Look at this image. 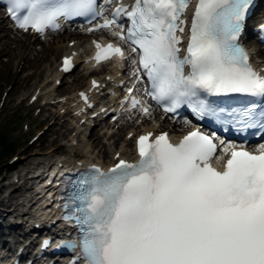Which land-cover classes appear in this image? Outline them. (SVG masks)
I'll return each instance as SVG.
<instances>
[{
    "label": "snow or ice",
    "instance_id": "snow-or-ice-1",
    "mask_svg": "<svg viewBox=\"0 0 264 264\" xmlns=\"http://www.w3.org/2000/svg\"><path fill=\"white\" fill-rule=\"evenodd\" d=\"M190 3L134 0L97 27L123 28L117 21L127 17V32L114 35L133 45L137 73L165 112L187 105L201 120L264 131V108L226 102L264 98V75L238 42L253 0H198L181 56L178 33ZM8 11L18 27L39 33L59 28L60 18L100 15L96 0H11ZM96 48L97 62L126 58L112 43ZM70 64L66 58L65 71ZM140 104L131 97L133 108ZM140 111L150 114L143 105ZM218 141L199 129L175 143L167 132H148L136 139L138 160L116 153L107 171L93 165L84 173L69 196L72 215L64 218L80 227L85 264H264V143L249 151Z\"/></svg>",
    "mask_w": 264,
    "mask_h": 264
},
{
    "label": "bare ground",
    "instance_id": "bare-ground-1",
    "mask_svg": "<svg viewBox=\"0 0 264 264\" xmlns=\"http://www.w3.org/2000/svg\"><path fill=\"white\" fill-rule=\"evenodd\" d=\"M5 23V17L0 14V57L2 55L7 56V62L1 63L0 62V68L8 67V71L5 74V80L8 81L9 79H12L15 83L14 89L10 91V95L19 87V82L23 81L24 85H27L28 83L32 82L34 84V90H39L40 95H43V98L50 99L51 97L49 95H52L54 92H57V88L54 85V81L57 76V70H56V63L60 57L61 54L69 52L71 49H77L78 52L83 50V47H87L88 43V33H79L77 30L74 31H67L64 33H57L52 37V41L48 42V44H43L40 49L33 48L34 41L37 40V38H31L28 35H23L22 37L16 38H10L9 34L12 33L9 28L6 27ZM93 36V34H90V37ZM74 41L73 46H69V41ZM262 51V50H259ZM22 61V69H29L32 70L31 72L27 73L23 78L18 77L16 75V70H13L20 62ZM257 61V60H256ZM49 63L48 66H46L45 63ZM82 66V65H80ZM80 70L76 75L73 76L72 79V86H75L76 84H80V86L88 87V77L90 75H96L98 72L96 70H93L90 65H84L82 67H78ZM77 69V67H76ZM75 70V69H74ZM64 78L60 82V84L65 81L67 77H71L73 75V71ZM92 70V71H90ZM120 70L117 69L114 71V74H117ZM52 81V82H51ZM59 84V85H60ZM68 87H63L62 90H67ZM32 91V93H33ZM59 93V92H57ZM8 94V95H9ZM68 96L66 98H69L70 100H74L75 92L71 91L69 93H66ZM31 95V94H30ZM29 95V96H30ZM65 94H59L58 96H63ZM58 103V110L61 108L67 109V103L63 102H57ZM100 108V106L98 107ZM111 110H115V106L111 108ZM71 117V116H70ZM142 117L141 121L136 122H130L126 123V129L125 134L121 136L117 135L116 138L113 137V135L110 134V124L107 126V129L102 132V134L98 135L97 133H89V137L86 138V131L88 130L83 125L81 128L77 131L78 136L80 133H82V142L77 141L75 142V146H73V141L75 140V137H72L70 140L72 143L68 146L71 147V150H77L82 149L84 152L79 154L75 152L74 157H78L76 159H79L81 161H87L92 160L97 163H105V164H111L113 161V155L116 152H120L121 155H129L132 153L133 149V138L128 139L125 137V135L128 132L135 133L140 132L142 130H169L171 133H176V131H179L181 128H184V124L182 123H171L168 122V120H163L160 118V115L156 114V111L154 113L144 116H138ZM57 118H62V116H59V113L55 114L53 116V120L50 123L52 125ZM138 120V119H137ZM107 124V123H106ZM49 125V126H50ZM77 125V124H75ZM125 125V124H121ZM79 126L77 125V128ZM61 133L66 134L67 131H69V128L65 125V122L62 121L61 123ZM113 126H111V129ZM53 130V126L48 127L47 130ZM60 133V132H59ZM61 135V134H59ZM91 139V141H90ZM105 139V141H102ZM111 139H113L111 141ZM90 141V142H89ZM106 141H109L106 143ZM111 141V142H110ZM81 142V143H79ZM78 143V144H77ZM101 143V145H99ZM92 147L93 149L91 150ZM59 148V147H58ZM24 152L26 149L23 150ZM66 160H69V158L65 157ZM40 163L39 160H31L28 162V164L37 166ZM7 168H10L11 166H6ZM12 171V170H11ZM28 181H22L21 183H14V182H8L5 185L2 186L1 190H7L5 198L6 202H8V206L11 205L13 208H7L5 211H8L7 215H10L12 211H15L14 209H18V207L22 206V208H26V205H29L28 211L23 213L24 216L29 215L30 212H33V205L34 202H31V200H26L25 194L29 192L31 189V185L27 183ZM23 198L22 201H19L18 199ZM3 205V201H1ZM21 209V210H24ZM27 210V209H26ZM18 211V210H16ZM30 218V217H29ZM3 221H5L4 211L3 208L0 209V228L2 227L4 230H0V243L2 245L6 244V246L9 248L8 251H10L15 244V242H9L4 238L9 232L12 231L11 227L19 228L18 225H11V224H5ZM26 235V234H24ZM16 242H20L19 240H16ZM0 245V247H2ZM20 245V244H19ZM2 258V256L0 255Z\"/></svg>",
    "mask_w": 264,
    "mask_h": 264
},
{
    "label": "rangeland",
    "instance_id": "rangeland-1",
    "mask_svg": "<svg viewBox=\"0 0 264 264\" xmlns=\"http://www.w3.org/2000/svg\"><path fill=\"white\" fill-rule=\"evenodd\" d=\"M22 36L23 35L16 36L13 33L9 34L10 38H19ZM51 41L52 37L46 42L34 41L33 48L35 47L36 49H40L43 44H48V42ZM7 59L8 58L6 55H2L0 57V62L6 63ZM45 64L48 66L49 63L47 62ZM8 69V67H3L2 69L0 68V131L5 132L6 136H8L10 141H12L14 150L9 154L0 155V178L5 176V179L1 181V184L13 182L14 173H17L24 167L29 166L30 164H28V162L30 159L44 161L45 159H49L54 155H64L70 158L74 157L75 152L79 154L84 152L82 149L71 150V147L68 146L72 143L70 140L72 137H75V140L73 141L74 147H76L75 142H82V133H80L78 136L77 130H75L74 127L76 119L70 117V114H66L65 117L62 116V110H58V107H56L57 105L54 106V104H48V106L42 107L45 101V99L42 97H39L35 103L29 104V95L34 89V84L32 82L28 83L27 85H24L23 81L19 82V87H17V89L10 95L9 93L12 89H14L15 83L12 79H9L8 81L5 80V74ZM13 70H16V75H18L20 78H23L27 73L32 71L29 69H22V61ZM79 70L80 68H77L71 77H67L61 85L56 86L57 90H59L57 92L60 94H66L74 91L76 87H79L80 84L72 86L73 76L76 75ZM63 87H68V89L62 90ZM4 92H6V95L2 98ZM57 92L54 93L57 94ZM55 94L51 96L50 102L54 101L53 98H55ZM56 113H59V116H62V118H57L55 122L50 125L53 120L52 118ZM62 121H64L65 125L69 128V131H67L66 134L61 133ZM49 125L51 127L53 126V130H47V128L50 127ZM126 127V125L117 128L113 127L112 130L115 131L112 134L113 137L116 138L117 135L119 136V134L123 136V134H125L127 131H125ZM101 128V125H97L89 129L86 132V138L89 137L90 132L101 135L104 131ZM41 130H43V133L39 135L35 141L29 143V139ZM112 140L113 139H111V141ZM102 141H105V139ZM107 142L109 141H106V143ZM99 145H101V143ZM90 148L91 150L93 149L92 147ZM24 149H26L25 152L23 151ZM12 156L17 157V159L10 162ZM9 165L11 167L7 168L6 166ZM14 183L17 184L19 181ZM6 193L7 190H1L0 199H2L4 196L6 197ZM18 200L21 201L22 198ZM3 202H6L5 198H3ZM21 208V206L18 207V209ZM3 222L7 224L6 220ZM0 230L4 229L1 227ZM20 232V228L12 230L4 238H6V240L9 242L19 240L22 238L19 234ZM0 245L2 244L0 243Z\"/></svg>",
    "mask_w": 264,
    "mask_h": 264
},
{
    "label": "trees",
    "instance_id": "trees-1",
    "mask_svg": "<svg viewBox=\"0 0 264 264\" xmlns=\"http://www.w3.org/2000/svg\"><path fill=\"white\" fill-rule=\"evenodd\" d=\"M14 150L12 141L6 136L5 132L0 131V155L9 154Z\"/></svg>",
    "mask_w": 264,
    "mask_h": 264
}]
</instances>
